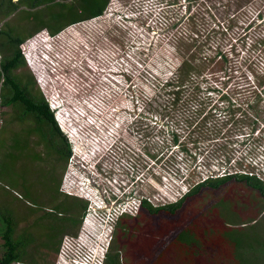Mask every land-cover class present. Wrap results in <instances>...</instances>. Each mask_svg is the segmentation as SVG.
Masks as SVG:
<instances>
[{
    "label": "rangeland",
    "instance_id": "1",
    "mask_svg": "<svg viewBox=\"0 0 264 264\" xmlns=\"http://www.w3.org/2000/svg\"><path fill=\"white\" fill-rule=\"evenodd\" d=\"M88 4H0V54L12 48L4 42L12 27L30 51L48 45L52 67L44 63L41 69L35 55L30 64L23 57L17 77L34 81L59 115L69 146L59 187L83 201L79 217L86 208L97 210L100 201L112 205V198L116 204L141 196L153 203L175 199L205 170L244 168L243 156L264 153V86L256 87L250 72L263 65L255 43L264 32V0H107L98 16L66 25ZM192 25L200 35L193 44L201 39L197 62L184 52L182 35ZM206 25L218 30L205 36ZM175 50L184 56L177 52L174 65L169 58ZM220 51L225 61L218 58ZM243 112L248 117H240ZM1 125L0 253L2 217L8 215L13 236L28 239L19 264H62L61 257L77 255L72 251L81 252L108 222L110 251L117 246L121 264H264V196L240 180L203 186L173 215H149L141 207L128 211L133 218H125L122 229L115 215L101 218L104 207L84 222L79 218L75 228L68 225L66 236L48 222L35 225L30 201L56 192L55 168L65 160L60 140L53 137L56 149L35 159L30 135L12 136ZM73 171L87 176V186ZM168 180L178 183V190L166 187ZM84 225L99 231L77 236ZM46 234L52 243L60 239L55 255L41 245Z\"/></svg>",
    "mask_w": 264,
    "mask_h": 264
},
{
    "label": "trees",
    "instance_id": "2",
    "mask_svg": "<svg viewBox=\"0 0 264 264\" xmlns=\"http://www.w3.org/2000/svg\"><path fill=\"white\" fill-rule=\"evenodd\" d=\"M2 1L10 3L13 5L14 8H16L17 6H19V4H31L33 6V5L41 4L42 2H45L48 0H15V1H13V0H2ZM2 1L0 2V4L2 3ZM88 1H89V4H88L89 7H87L83 11L78 8L77 11L80 13V14H78L79 16L75 19L70 20L69 22H73L75 20H83V19L87 18L88 16H91L94 14H100L102 9L104 8L106 2H107V0H84L85 3H87ZM8 12H9V7L3 11L4 15L8 14ZM217 30L218 29H215V26L206 25L203 29H201V33H203L205 36H207L211 31H217ZM256 36H257V41L255 44H256L257 48L259 49L257 53H258L259 57H261L263 59V62L261 63L263 65L259 66V67H256V66L250 67L251 68L250 72H251V76L252 77L254 76V78L252 79L253 84L256 87H258V86H264V32L257 34ZM179 37L181 38V36H179ZM182 37H185L187 39V45L185 46V51H184L186 58L187 59H193L195 62H197V60H200V57H198V53L200 51L199 45H200L201 39H200L199 43L193 44L195 40L200 38V35L198 34V27L192 25V27H189L186 34L182 35ZM20 40H21V38H19V37H15L13 39H10V37H8L7 39H5L4 42L7 43L6 45H11L13 50L10 52V54H7V55L5 54V56L0 61V74H1V72H3L4 73V80L6 82H9L10 84L16 85V86L19 85L20 83L10 73L9 68L11 66H14V64H19V63L23 62V60L21 59V56L19 54V49L17 47V44ZM160 40H159V42L164 43V41H162V40L160 41ZM4 42L2 45H4ZM230 46H232V43H230ZM20 49H21V45H20ZM188 50H189V52H188ZM254 50H255V47L253 48V51ZM177 52L181 57L184 56V54L182 53L183 51L181 52L179 50H175L173 53H171L172 57L169 58V60L174 61L173 62L174 65L178 63ZM218 55H219L218 58L225 61V58H226L225 52L220 51ZM251 55H253V54L249 53V56H251ZM204 58L206 59L207 57L204 56ZM250 61L252 62V64H254L253 60H250ZM191 68L194 69L193 67H191ZM192 79L194 80L193 82L197 83V81L194 78H192ZM9 99H14V97L12 96ZM25 104H26L25 105L26 109H29V110L32 109V111L38 116L43 115L44 113L48 114V107H47L46 102H44V101H43V104H44L43 108L41 107L39 102L35 103V104H30V102L29 103L25 102ZM43 109H45V111ZM232 113H233V111H232ZM243 115L248 117V115L245 112H243V114H241L240 117H244ZM48 117L54 125L57 124L56 120L53 117L52 112H49ZM176 140H177V138L175 136H173V141H176ZM180 146H182V143H180ZM68 153H69V146L67 144L66 155H68ZM231 179L243 181L246 185L254 188L260 195L264 196V184L261 183L257 178H255L254 176H251V175L244 174V173H230V174H225V175H221V176H217V177H211V178H208L204 181H198L195 184L191 185V187H189L180 197H178L174 201L152 205L147 199H145V198L141 199L140 207H141V209L145 210L149 215H155L157 213H166V214L173 215L176 213L178 208L182 206L183 202L189 196L195 194L203 186L210 187V188H216L219 185H221L222 183L227 182ZM75 202L78 203V204L76 203V205H77L76 211H77V215H78L79 210L83 207L84 204L80 200H78V201L75 200ZM124 215H126V214L119 215L118 219H117V222L119 223L120 229H122L124 227V219H125ZM69 217L70 216H68V215L65 216V218H67V219H69ZM78 221H79V215H78V217L74 216L73 218H71V223H72L71 226H74V228H75V225H76V223H78ZM2 222H3V228L1 229L2 251L0 253V264H10L11 261L21 258V253L24 252L23 245L26 244L28 239L24 240L23 238H19L18 236H15V237L13 236L14 220L11 218V216L4 215L2 217ZM129 233L130 232L128 231V234ZM125 234H126V232H125ZM46 236H48V234H46ZM30 238H31V236H30ZM121 238H123V236ZM115 240H116V238H115ZM58 242H59V240L57 241V244H55L54 242L52 243V241L50 240V236H48L47 238H44L41 245L44 246L45 248L47 247L48 249L52 250L53 255H55V253L57 251ZM111 247L112 246H109V249H108V254H107V258H106L107 263L108 264H121L119 262V257H118L119 251H118L117 246L112 250V252L110 251ZM30 262L36 263L35 259L32 257L30 258Z\"/></svg>",
    "mask_w": 264,
    "mask_h": 264
},
{
    "label": "flooded vegetation",
    "instance_id": "3",
    "mask_svg": "<svg viewBox=\"0 0 264 264\" xmlns=\"http://www.w3.org/2000/svg\"><path fill=\"white\" fill-rule=\"evenodd\" d=\"M99 14H94L91 16H88L84 20L90 19L92 17H96ZM83 20H75L73 22H69L66 25L80 22ZM14 29L13 27L10 29V33H12L10 39L15 38V35L12 31ZM49 36V35H48ZM8 38V37H7ZM25 41V38L21 39L17 47L19 49V54L21 56V59L23 60L22 63H25V60L23 58V54L21 53L20 44ZM2 48L4 49L3 45ZM13 50H9V52H5V54H10V52ZM4 53L0 54V61L5 56ZM22 63L14 64V66H11L9 68L10 73L18 80L20 83L19 85H12L9 82H6L4 80V73L1 72L0 74V123L2 124L5 129L6 127H9L12 132V136L16 135L17 133L21 132L23 135H30V154L33 158L38 159L45 155V153L48 154V152H51L52 149H56L54 145H52V139L53 137H57L60 140V153L61 156L65 157L64 164L67 158L66 151H67V142L62 134V132L59 129L58 124H53L51 120L48 117L49 112L51 110L49 109L48 105V114L43 115H36L32 109H26L25 102L30 104L40 103L41 107L43 108L44 104L43 101L46 102V99H44L43 93L40 91L38 87H36L35 82L31 81L29 83H24L23 78L18 79V73L17 70L22 68ZM11 64V63H10ZM20 88V89H19ZM14 97V99H9L10 97ZM47 104V102H46ZM21 107V109H20ZM45 111V109H43ZM49 128V130H46L44 125ZM62 168L56 167L55 170L59 174L58 176H54V179L57 180V186H56V192L49 194V197L42 200H32L30 201V209L32 212H30V215L35 216L34 220L31 222L41 221L39 223H42L45 221V223L52 224L54 227V230L58 234L64 233L63 231H66V228L68 225H71V218L74 216L78 217L77 215V205L75 200H80L79 197L76 196H70L68 192H63L67 189H63V191H60V181L61 176H64V170L67 169L66 165ZM82 168V167H81ZM89 167L86 168V174L89 175ZM76 170V169H75ZM84 169H82V173ZM79 171V169H78ZM73 171V175L78 177V182L82 181L80 185L87 186V176L83 178L82 174L80 172ZM88 172V173H87ZM63 173V174H62ZM66 179H68V176L66 175ZM65 179V180H66ZM74 179V178H73ZM91 182V178H90ZM206 183V182H205ZM225 183V182H224ZM223 184V183H222ZM207 186V185H206ZM90 187V184H89ZM72 197L69 198L71 201H67L66 196ZM83 203V201H81ZM35 203H40L39 205L35 206ZM75 203V204H74ZM84 204V203H83ZM140 207V206H139ZM66 213H69L70 217L69 219L65 218ZM80 218V217H79ZM125 218H133L129 216L128 214L125 216ZM118 219V218H117ZM117 221V220H116ZM36 225V223H35ZM127 226V222H126ZM127 228V227H125Z\"/></svg>",
    "mask_w": 264,
    "mask_h": 264
},
{
    "label": "built area",
    "instance_id": "4",
    "mask_svg": "<svg viewBox=\"0 0 264 264\" xmlns=\"http://www.w3.org/2000/svg\"><path fill=\"white\" fill-rule=\"evenodd\" d=\"M36 48H37L36 50L32 49L30 51L28 49V41H24L23 43H21V50H22L21 52H22L24 58L26 59V62H28L30 64V56L35 55V57L37 58L40 66H41V69L43 68L44 63H46V68H48L47 66L52 67V65H53L52 57H49V55L47 54L48 45L43 43V44L37 45ZM50 70L51 69L49 68L48 71L50 72ZM46 102H47L49 109L53 113L54 119L56 120L57 124L59 125L60 124L59 123V117H58L59 115H57L58 113H56V111H54L55 107H52V103L50 102V100L46 99ZM243 158H245L244 162H243V166H242L244 168H240V169L235 168V169L228 171V170H225L223 167H220V169H218V171H216V172L210 168V170L208 172H207V170H205L204 171V172H206L205 174H203L201 177L196 178L194 180L193 184H195L198 181H204V180L208 179L209 176L214 177V176H221V175L230 174V173H244L247 175H251V176H254L255 178H257L261 183L264 184V153H258L257 155H246V156H243ZM75 162L79 166H83L81 158L76 159ZM246 164H250V166H253V167H245L244 165H246ZM167 182H168L167 183L168 185L166 187L170 188V186H171V187H174L175 190L176 189L178 190V187L176 186L178 183L170 182L169 180ZM80 183H82V181H80ZM189 187H191V185ZM185 191H182V193L180 195H178V197H180ZM65 192H69V191L65 190ZM144 198L149 201L148 197L141 196L140 198H136V197L130 198L129 201H127V200L121 201L118 204H116V201H113L114 199L112 198V199H110L112 201V205H105V207L100 204L101 203V201H100L97 204V206H98L97 210L95 209V210L90 211L89 208H86L87 210L81 215L80 218H82V222H84L85 220H87V218H91L95 214H97L96 211H98L100 214L103 213L101 218H103L104 215H106L107 218L108 217L110 218V216H112V215H115L116 218H118L117 215L119 216V215H122L124 213L126 214V213H128V211L130 212L133 209L134 210L139 209L141 199H144ZM177 198L172 199V200L166 199V200L162 201L161 203L160 202L153 203L150 201L149 202L152 205H156V204H162V203L174 201ZM103 207L105 209L101 213L100 210ZM97 222L99 223V220H97ZM99 225H101V224H99ZM97 229H98V226L97 227H94V226L91 227L90 225H84V226H81L80 228L78 227V230L76 231V233H77V236H86V235L93 234L96 231H99ZM111 229H112V225L110 222H108L106 228L103 227L101 230L103 233L101 231H99V233L97 234V232H96L94 239L92 241L88 242L86 244V246L83 248V250L81 249V252L77 253L76 251H72V252H75L77 255L67 254L65 257H61L62 264L66 263V258L69 259V262H67L66 264H108L106 261V258H107V254H108L109 244H110V241L112 238V234H111L112 230ZM96 234H97V236H96ZM63 235L66 236L68 234L64 233ZM69 236H70V238H64L66 244H70V242H71L72 235H69ZM61 246L62 245H60V241H59L56 252L61 251ZM88 246H89V248H88ZM19 263H21V262L17 261V260H13L10 262V264H19Z\"/></svg>",
    "mask_w": 264,
    "mask_h": 264
},
{
    "label": "clouds",
    "instance_id": "5",
    "mask_svg": "<svg viewBox=\"0 0 264 264\" xmlns=\"http://www.w3.org/2000/svg\"><path fill=\"white\" fill-rule=\"evenodd\" d=\"M28 49L30 50V45H28ZM214 177H217V176H214ZM211 178V177H210Z\"/></svg>",
    "mask_w": 264,
    "mask_h": 264
},
{
    "label": "crops",
    "instance_id": "6",
    "mask_svg": "<svg viewBox=\"0 0 264 264\" xmlns=\"http://www.w3.org/2000/svg\"><path fill=\"white\" fill-rule=\"evenodd\" d=\"M21 45V44H20ZM22 53V52H21ZM24 57V56H23Z\"/></svg>",
    "mask_w": 264,
    "mask_h": 264
}]
</instances>
